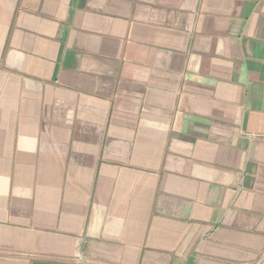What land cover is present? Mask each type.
Instances as JSON below:
<instances>
[{"label": "crops", "instance_id": "crops-1", "mask_svg": "<svg viewBox=\"0 0 264 264\" xmlns=\"http://www.w3.org/2000/svg\"><path fill=\"white\" fill-rule=\"evenodd\" d=\"M0 264H264V0H0Z\"/></svg>", "mask_w": 264, "mask_h": 264}]
</instances>
